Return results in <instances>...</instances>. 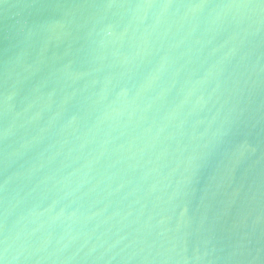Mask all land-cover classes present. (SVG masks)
Here are the masks:
<instances>
[{
    "label": "water",
    "instance_id": "95a60500",
    "mask_svg": "<svg viewBox=\"0 0 264 264\" xmlns=\"http://www.w3.org/2000/svg\"><path fill=\"white\" fill-rule=\"evenodd\" d=\"M0 264H264V0H0Z\"/></svg>",
    "mask_w": 264,
    "mask_h": 264
}]
</instances>
